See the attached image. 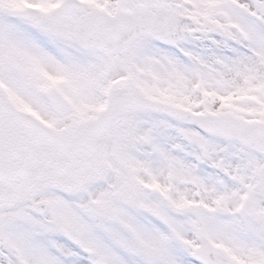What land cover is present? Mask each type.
Here are the masks:
<instances>
[{
	"label": "snow or ice",
	"instance_id": "6c2138e0",
	"mask_svg": "<svg viewBox=\"0 0 264 264\" xmlns=\"http://www.w3.org/2000/svg\"><path fill=\"white\" fill-rule=\"evenodd\" d=\"M0 264H264V0H0Z\"/></svg>",
	"mask_w": 264,
	"mask_h": 264
}]
</instances>
